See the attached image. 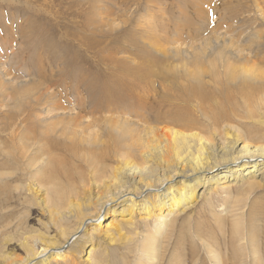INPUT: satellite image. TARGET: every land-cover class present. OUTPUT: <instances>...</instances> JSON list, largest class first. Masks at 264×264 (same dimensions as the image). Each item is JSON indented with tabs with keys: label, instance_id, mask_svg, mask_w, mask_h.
<instances>
[{
	"label": "rangeland",
	"instance_id": "1",
	"mask_svg": "<svg viewBox=\"0 0 264 264\" xmlns=\"http://www.w3.org/2000/svg\"><path fill=\"white\" fill-rule=\"evenodd\" d=\"M232 42L237 46L256 42L253 46L259 52L245 50L242 54L251 58L258 52V57L264 58V0H0V178H9L5 182L11 197L3 207L0 205L4 220L0 221V242L8 241L3 249L0 243V264H7L6 259L9 263L23 259V245H32L27 239L32 241L39 234L64 242L47 212L45 189L33 178L55 157L62 161L65 172L74 171L69 187L78 195L75 203L87 205L89 196L95 197L110 181L98 176L100 169L118 179V170L125 162L144 160L141 150L134 148L139 142L148 143L146 152L154 153L157 145L147 129L162 126L146 124L148 117L159 120L167 112L188 114L203 123L201 135L221 147L239 132L244 134L240 145L245 144L248 132L264 134V116L249 119L241 99L239 118L231 117L224 130L213 134L199 103L184 101L185 81L171 88L158 77L150 80L147 76L152 58L164 56L165 69H171L179 79L191 71L189 63L200 48L207 49L209 57L210 47ZM95 101L103 109L101 115L88 114ZM262 101L255 103L261 114ZM77 114L83 125L71 126L68 119ZM108 118L130 126V134L136 130V137H125L128 141L119 143L116 153L101 151L113 158L93 166V154L82 148L106 131ZM37 124L41 127L32 132L37 140L22 139ZM87 124L91 127L82 133L80 128ZM226 129L230 133L224 135ZM62 130L66 135H61ZM49 139L67 145L66 150L77 148L76 144L80 150L74 156L73 151L46 152L43 143ZM99 139L101 146L107 145L103 135ZM144 165L155 167L153 161ZM225 168H217L208 176ZM253 181L245 176L218 182L215 188L211 182L199 188L201 196L191 204L193 207L174 216L173 229H168L173 236L167 241L161 234L157 253L163 256L162 261L149 264H264V180L256 178L258 186L249 189ZM3 199L5 196L0 195ZM126 213L132 220L124 224ZM59 216L55 214V220ZM138 216L124 212L101 218V222L113 219L111 228L101 226L96 230L99 237L93 240L89 239L90 232L82 230L80 235L86 237L78 251L52 264H146L137 261L143 259L146 235L154 237L155 222ZM6 222L8 227L1 228ZM76 224L72 217L63 230L72 232ZM117 226L122 237L116 236ZM33 244L41 250L39 242Z\"/></svg>",
	"mask_w": 264,
	"mask_h": 264
},
{
	"label": "bare ground",
	"instance_id": "2",
	"mask_svg": "<svg viewBox=\"0 0 264 264\" xmlns=\"http://www.w3.org/2000/svg\"><path fill=\"white\" fill-rule=\"evenodd\" d=\"M256 42L243 43L238 46L233 42L219 44L216 48H209L211 49L209 57L205 54V50L207 49L202 47L195 53L192 62L189 63L191 66L189 68H192L191 71L181 74L182 77L179 79L176 78L177 75L171 74V69H165L167 59L164 56L152 58L148 61L147 76L150 80L158 77L162 84L167 82L171 88L175 84H178L179 81H185L186 86L182 88V97L185 99L183 100L186 102H191L192 100L198 102L199 110H203L201 115L208 122L213 134L219 133L221 130H224L223 128L226 125L228 126L231 123V117L236 119L240 116V113L237 111L239 99L245 103L246 114L249 119L255 118L258 115L264 116V113H258L259 110L255 106V103L260 100H263L264 104V58L258 57L260 49L257 50L253 46ZM259 47L261 48V45ZM254 49L258 51V55L255 52V56L251 57L254 60L257 59L256 63L254 62L255 64L251 62V58L242 54L245 50L252 53ZM96 105L95 101L88 114L101 115L103 109L101 107L98 108ZM58 109L64 110V108L59 107ZM261 109H264V105ZM83 110L85 111L84 107H82L81 111L83 112ZM79 119L81 120V117L77 114L70 117L68 121L72 123L71 126L83 125ZM95 122L97 121L94 120ZM144 122L146 124H158V126L160 124L162 126L158 129H155L156 127L154 129H147L149 134L154 135L152 139H154L157 145L154 153L146 152L149 148L148 143L142 145L139 142L134 148L141 150L144 160L138 159L139 163L125 162L123 164L124 168L118 170V179L114 178L113 173L108 176L107 173H104L103 169H100L98 176L102 179H110V181L103 184L99 194L95 197H92L93 194L89 196L87 205H84L82 202L77 203L78 201L75 203L74 200L78 195L69 187L74 180V171L73 173L70 171L65 172L66 169L58 158L55 157L50 162L48 161L46 167L34 175L33 178L36 180V184L45 189L47 212L51 218L50 220L58 230L59 237H62L64 242L59 243L54 238H49L48 236L42 237L45 234H39L32 241L31 238L27 239L28 241L30 240L32 245H23V248L26 250V256L23 259L15 263H9L6 259L5 263H58L59 260H65L66 256L71 252L78 251L85 236L80 235L82 230L86 234L90 232V236L87 235L89 239H97L99 233L96 230H99L101 226L109 229L110 222L113 220L109 219L110 221L101 222V218L105 216L113 217L124 212H130L131 214L138 213L140 219L144 217L143 219L146 221L149 218L154 219V237L146 235L147 238L143 242L144 244L141 243L144 245L142 247L144 253L143 259L139 257V260L136 261L137 263L146 261V264L152 261H157L158 263L163 258L162 255L160 256L157 253V247L162 242L161 239L167 236L165 239L168 241L173 236V231L168 229H173L174 222L176 221L174 216L177 213L182 214L193 207L191 204L200 199L201 196V194L198 195L199 188L202 186V189L206 188V185L210 184V182L215 184L213 185V188H215L218 182L223 183L229 181L230 178L231 181L235 179L237 181L245 176H250L254 181L249 183L247 187L253 189L258 186V183H255L256 178L260 179V181L264 180V176H262L264 175V134L258 131L253 130L248 132L245 135L246 137H244L245 144L240 145L242 140L240 141L239 138L244 134L242 135L239 132L230 140V145L227 144L221 147L214 144L212 139L201 135L204 129L203 123L199 124L198 120L191 118L188 114L179 112L171 114V112H167L165 117L159 120L148 117ZM105 126L107 129L105 132L103 131V134H96L98 140L95 139L93 143H88L87 146L82 148L85 153L90 152L93 154L91 164L93 166L113 158L102 154L101 151L106 149L111 155L110 151L116 153L119 143L128 141L125 137H136V130L132 129L134 134H130V126L119 123L114 119L108 118ZM40 127L38 124L33 125L32 128H29L30 135L26 134L27 137L24 135L22 139L30 137V139L37 140L36 137H33V133ZM90 127L87 124L81 127L80 131L84 133ZM166 127L169 129H166ZM56 130L55 125L53 132L55 133ZM115 130H119V134L121 135L115 134ZM225 131L227 133L224 135L230 133L229 129ZM66 133V130H62L61 135H66ZM72 133L76 136L75 130ZM102 135L108 140L107 145L101 146L99 144V138ZM148 137L150 138V135ZM56 140L49 139L44 141L43 145L46 152L51 153L54 152L52 151L53 149H58L67 153L71 151L75 153L80 150L77 144V148L66 150L67 145L59 144ZM255 143L258 144L254 145ZM239 146L241 147L237 149ZM76 154H73V156ZM150 161L155 163L154 168L144 165V163H149ZM238 163L240 165L236 167L228 165ZM222 167H226V170L215 175L213 174V176H208L209 173H213L211 171ZM10 177L12 176L10 175ZM6 179L9 178H0V195L5 196V200H0V205L4 201H10L9 198H11L8 192L9 187H7V182H5ZM60 179H63V182ZM16 190L19 189L16 188ZM71 201L74 204H70ZM3 206L2 204L1 207ZM119 207H121L120 210ZM65 209L68 210V215L65 214ZM117 210L119 211L117 212ZM55 214L60 215L57 220L54 218ZM128 214L126 213V216L123 217L122 222L124 224L132 220V215ZM72 217L77 221L76 228L72 232L67 233V230H63L66 229L64 225ZM0 221L4 222L2 218H0ZM96 221L98 223L95 224ZM93 223L94 225H91ZM8 225L9 223L7 224L6 222L1 228H6ZM48 229L50 230V228ZM234 229L236 231L235 226ZM121 231L117 226L115 231L117 233L116 236L120 237ZM161 234H164L163 238ZM34 241L41 244V250L38 251L36 249L37 244H33ZM7 244L8 241L6 240L5 243H1L2 249ZM65 246L67 248L63 250ZM217 264H220V262Z\"/></svg>",
	"mask_w": 264,
	"mask_h": 264
}]
</instances>
